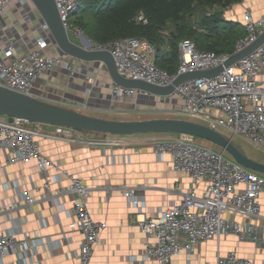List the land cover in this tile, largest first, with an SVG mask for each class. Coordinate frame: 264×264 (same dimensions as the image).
I'll return each instance as SVG.
<instances>
[{
    "label": "built area",
    "instance_id": "2783aa9c",
    "mask_svg": "<svg viewBox=\"0 0 264 264\" xmlns=\"http://www.w3.org/2000/svg\"><path fill=\"white\" fill-rule=\"evenodd\" d=\"M28 3L37 9L32 0H0V20L7 14L12 3ZM57 8L64 25L69 31V16L79 10L80 0H56ZM136 20L148 23L141 12ZM247 35L239 39L232 53L217 54L200 50L190 39L179 43L180 63L175 74L157 65V49L145 37H125L106 44L92 42L89 49L109 51L115 60L119 74L132 80H143L165 87L181 74L194 71L213 70L223 65L234 54L255 43L264 33V15L255 18L250 11L244 16ZM74 33L85 38L80 27L74 26ZM40 35L34 45L27 43L25 37L10 38L0 48V86L20 94L78 110L88 109L84 104L56 100L36 92L35 83L39 76L56 67L76 72V60L65 52L49 53L53 46L47 36L51 34L47 23L39 27ZM264 42L235 63L225 67L215 77H198L178 85L169 96L179 115L193 117L197 122L222 133L230 139L243 137L252 144L264 149ZM115 97L124 100L128 97L150 93L113 84ZM156 96V95H155ZM77 130L55 126L47 129L43 123L25 118L0 115V148L13 153L12 162L35 159L41 172L49 166L56 167L40 149L39 139L49 138L90 146L116 145L115 141L87 138ZM160 159L169 156L175 171L188 174L195 186L205 184L202 189L193 188L182 192L179 202L159 212L153 217L140 221L146 239L145 256L155 264H169L182 250L192 253L202 241L221 240L234 234L239 241L259 239L264 242V226L258 230L256 221L264 217V176L253 171L230 157L223 150H216L199 142L189 134H179L174 139H160L153 143ZM68 186L51 191V178L45 177V198L73 196L72 210L75 218L69 223L70 231L82 234L74 264H90L94 244L107 227L106 222L96 221L89 209V198L94 188L85 184L76 175L68 174ZM124 195L131 197L134 189L122 188ZM50 194V195H49ZM36 199L27 194L25 205L32 206ZM134 206L141 207L138 200H131ZM19 205L11 203L8 208ZM240 217L243 219L240 220ZM260 234V237L258 236ZM27 240L13 233H0V258L10 251L25 250ZM27 264V263H24ZM215 264H255L254 260L238 255L235 251L219 256Z\"/></svg>",
    "mask_w": 264,
    "mask_h": 264
},
{
    "label": "crops",
    "instance_id": "0c3cea01",
    "mask_svg": "<svg viewBox=\"0 0 264 264\" xmlns=\"http://www.w3.org/2000/svg\"><path fill=\"white\" fill-rule=\"evenodd\" d=\"M247 11L255 18L263 16L264 0L236 3L225 11V17L245 24ZM43 21L39 10L30 4H10L0 20V48L13 37H25L28 44L34 45ZM47 38L53 43L47 51L57 53L59 47L52 33ZM76 63V72L56 67L42 73L35 83L36 92L56 100L84 104L88 109L75 111L96 117L130 120L128 114L155 111L159 103L177 114L178 106L170 98L162 100L153 94L124 100L115 97L112 88L115 82L105 63L78 59ZM260 78L264 83V71ZM44 127L54 129L45 124ZM80 134L117 144L90 146L40 138V149L57 165L49 166L45 172H41L35 159L12 162L13 153L0 148V233H13L27 240V248L20 250L22 253L10 251L0 258V264L75 263L82 234L68 227L75 218L73 196L45 198L48 193L44 188L45 177L51 178V191L68 186L71 182L68 174L78 176L94 188L89 209L93 218L106 222L107 227L94 244L90 264H155L145 256L146 239L140 221L179 202L182 192L205 187V184L195 186L188 174L175 171L169 156L159 158L153 143L165 139L163 133L116 136L85 131ZM123 187L134 189L131 197L124 195ZM27 194L36 199L32 206L25 205ZM131 200H138L141 207L134 206ZM13 202L19 206L8 208ZM240 220L243 219L240 217ZM256 224L260 230L264 217ZM231 251L254 260L255 264H264V242L239 241L234 234L225 235L219 241H202L192 253L182 250L169 264H215L219 256Z\"/></svg>",
    "mask_w": 264,
    "mask_h": 264
},
{
    "label": "water",
    "instance_id": "95a60500",
    "mask_svg": "<svg viewBox=\"0 0 264 264\" xmlns=\"http://www.w3.org/2000/svg\"><path fill=\"white\" fill-rule=\"evenodd\" d=\"M47 23L59 51L75 59L105 63L115 83L123 87L136 88L156 96L172 94L181 83L198 77H215L225 67L235 63L264 42V33L251 46L234 54L223 65L208 71H194L179 75L172 84L161 87L143 81L125 78L119 74L113 55L109 51L88 48L93 40L87 35L84 44L74 42L59 14L56 0H32ZM0 115L10 120L25 118L43 124L64 126L77 131L112 135H135L146 133L189 134L207 140L228 153L243 166L264 174V163L257 161L242 151L232 139L197 121L182 118H154L145 120H119L96 117L38 100L0 86Z\"/></svg>",
    "mask_w": 264,
    "mask_h": 264
},
{
    "label": "trees",
    "instance_id": "16d2710c",
    "mask_svg": "<svg viewBox=\"0 0 264 264\" xmlns=\"http://www.w3.org/2000/svg\"><path fill=\"white\" fill-rule=\"evenodd\" d=\"M242 1L80 0L81 6L70 14L69 23L72 20L73 26L83 29L96 43L106 44L125 37L148 38L157 49V65L175 74L182 39L193 40L200 50L217 54L235 50L237 41L247 35V28L226 19L225 11ZM141 12L148 23L136 20Z\"/></svg>",
    "mask_w": 264,
    "mask_h": 264
},
{
    "label": "rangeland",
    "instance_id": "374dc122",
    "mask_svg": "<svg viewBox=\"0 0 264 264\" xmlns=\"http://www.w3.org/2000/svg\"><path fill=\"white\" fill-rule=\"evenodd\" d=\"M73 25H74L73 21L70 20V28L68 31L70 38L78 44H84L85 38H80V37L75 35V33H74L75 29H74ZM154 109H155V111L145 110L143 112H138L137 114H134V113L130 114V115L128 114L127 118L129 117L130 120H145V119H154V118H182V119H188V120L196 121L191 116L173 114V112L171 110H168L169 108L167 106L163 105L162 103L156 104ZM112 119H116V118H112ZM45 126L52 127V128L55 127L54 125H48V124H45ZM162 136L164 138L166 137L165 139H169V138L174 139V138H177L179 136V134L178 135H172L171 133L170 134L163 133ZM199 142L202 144H205L207 146H210L216 150H222L219 146H217V145H215V144H213L207 140L199 139ZM233 142L242 151H244L247 155H249L251 158L264 163V149L263 148H260L256 145L252 144L250 141H248L247 139H245L243 137L237 136L235 139H233Z\"/></svg>",
    "mask_w": 264,
    "mask_h": 264
}]
</instances>
